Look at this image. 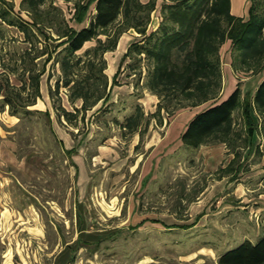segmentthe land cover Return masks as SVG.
<instances>
[{
	"label": "rangeland",
	"instance_id": "374dc122",
	"mask_svg": "<svg viewBox=\"0 0 264 264\" xmlns=\"http://www.w3.org/2000/svg\"><path fill=\"white\" fill-rule=\"evenodd\" d=\"M7 1L20 8V0ZM231 2L235 13L247 15L248 0ZM55 4L68 18L72 15V3ZM162 4L157 0L148 32L158 27ZM0 25L5 33L2 39L0 31V58H6L7 51L24 45L13 40L20 39L15 29ZM139 38L128 30L116 49L105 53L110 82L119 70L117 84L78 128L57 118L48 88L58 69L50 63L41 78V97L27 107L30 115H11L8 106L2 110L0 95L5 140L0 153V264H217L223 252L262 236L261 118L251 107L259 127L248 147L238 141L239 157L224 142L183 146L180 136L188 122L210 103L172 116L157 112L158 97L136 85L135 75L127 76L130 61L120 65L129 44ZM219 53V100L240 85L243 104L251 102L264 69L234 71L230 41ZM3 71L0 64V75ZM61 96L72 110L63 92ZM136 106L144 113L143 124L131 134L120 124ZM241 114L240 109L234 115L237 131L243 128Z\"/></svg>",
	"mask_w": 264,
	"mask_h": 264
},
{
	"label": "trees",
	"instance_id": "16d2710c",
	"mask_svg": "<svg viewBox=\"0 0 264 264\" xmlns=\"http://www.w3.org/2000/svg\"><path fill=\"white\" fill-rule=\"evenodd\" d=\"M62 1L72 3L69 18L55 0H20L18 10L12 1L0 0V24L15 29L21 40H13L24 45L0 58L2 110L8 106L11 115H30L27 107L41 97V78L50 63L58 69L48 88L57 118L78 128L86 113L107 101L117 84L119 70L110 82L105 53L116 49L122 34L134 30L140 38L129 44L120 65L130 61L127 76L135 75L136 85L158 97L157 112L165 110L172 116L210 103L188 122L180 136L183 146L197 149L224 142L239 157L238 141L248 147L259 127L251 107L261 118L259 132L264 135V78L251 102L243 104L240 85L219 100L223 91L219 51L227 41L234 71L254 74L264 69V0H248L244 17L232 13L231 0H163L161 21L151 32L148 27L157 0ZM0 31L4 39L3 25ZM89 42L94 44L85 48ZM52 77L49 72V83ZM62 92L72 110L62 104ZM240 109L243 128L237 131L234 115ZM143 118L142 108L136 106L120 127L136 133ZM262 225L263 234L256 242L246 240L223 252L217 264H264V219Z\"/></svg>",
	"mask_w": 264,
	"mask_h": 264
},
{
	"label": "crops",
	"instance_id": "0c3cea01",
	"mask_svg": "<svg viewBox=\"0 0 264 264\" xmlns=\"http://www.w3.org/2000/svg\"><path fill=\"white\" fill-rule=\"evenodd\" d=\"M231 11L233 12V14H235L236 16H243V14H238V13H235V11H234V7H233V5H232V2H231ZM43 86H42V82H41V88H42ZM42 90V89H41ZM2 131L0 130V153L3 151L2 149L4 148V141L5 140H3V136H2Z\"/></svg>",
	"mask_w": 264,
	"mask_h": 264
}]
</instances>
